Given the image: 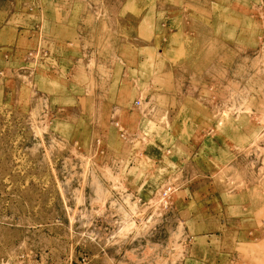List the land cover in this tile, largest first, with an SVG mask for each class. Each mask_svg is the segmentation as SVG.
Instances as JSON below:
<instances>
[{"label":"rangeland","instance_id":"1","mask_svg":"<svg viewBox=\"0 0 264 264\" xmlns=\"http://www.w3.org/2000/svg\"><path fill=\"white\" fill-rule=\"evenodd\" d=\"M65 5L1 56L0 264H264V0Z\"/></svg>","mask_w":264,"mask_h":264},{"label":"crops","instance_id":"2","mask_svg":"<svg viewBox=\"0 0 264 264\" xmlns=\"http://www.w3.org/2000/svg\"><path fill=\"white\" fill-rule=\"evenodd\" d=\"M66 1L37 0L34 6L29 0L25 3L20 0H0V62L4 51L8 53L9 48L16 55L25 49L45 48V55L51 61L59 62L64 59L69 47L80 48L84 37L80 30L81 11L66 6ZM21 21L26 24L19 26ZM193 215H198L196 220L203 221L210 216L202 218L200 211ZM212 218L214 221H222L219 213ZM208 231L198 233L197 242L198 238L207 237Z\"/></svg>","mask_w":264,"mask_h":264},{"label":"built area","instance_id":"3","mask_svg":"<svg viewBox=\"0 0 264 264\" xmlns=\"http://www.w3.org/2000/svg\"><path fill=\"white\" fill-rule=\"evenodd\" d=\"M169 190H170V188H169V189H166V191L163 192V197L166 196V194H167V192H168Z\"/></svg>","mask_w":264,"mask_h":264}]
</instances>
